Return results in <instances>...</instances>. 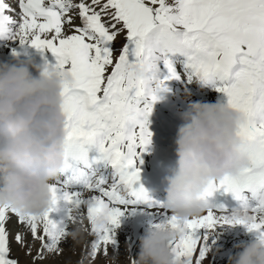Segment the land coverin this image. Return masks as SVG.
I'll return each mask as SVG.
<instances>
[{"label":"snow or ice","instance_id":"obj_1","mask_svg":"<svg viewBox=\"0 0 264 264\" xmlns=\"http://www.w3.org/2000/svg\"><path fill=\"white\" fill-rule=\"evenodd\" d=\"M121 35L125 42L117 47ZM0 42L50 52L52 66L70 77L62 90L65 166L49 185L42 216L0 207V264H19L13 244L29 264H55L81 233L91 239L79 264L98 257L117 264L121 256L135 264L128 245L121 252L116 230L137 208L182 229L169 241L173 264H205L217 226L241 225L264 240V0H0ZM135 69L146 71L138 76ZM181 70L189 82L197 77L226 95L227 106L241 115L237 136L250 167L209 183L208 207L177 223L164 202L139 185L137 161L143 163L152 142L148 125L157 94L167 91L166 81L179 80ZM93 148L98 157L90 161ZM102 162L107 175L93 167ZM221 190L252 223L209 203ZM101 216L105 224L97 229Z\"/></svg>","mask_w":264,"mask_h":264},{"label":"clouds","instance_id":"obj_2","mask_svg":"<svg viewBox=\"0 0 264 264\" xmlns=\"http://www.w3.org/2000/svg\"><path fill=\"white\" fill-rule=\"evenodd\" d=\"M143 76L146 69H135ZM70 77L47 63L14 58L0 62V207L24 215L42 216L50 204L49 185L65 166V116L62 90ZM175 166L165 178V206L182 223L208 207L203 193L209 183L236 176L250 167L237 136L239 113L219 103L194 101L180 115ZM231 218L253 222L241 208ZM105 224L96 219V227ZM182 229L159 222L139 241L135 264H173L169 241ZM77 235H80L77 232ZM228 264H264V240L257 237L237 245Z\"/></svg>","mask_w":264,"mask_h":264},{"label":"bare ground","instance_id":"obj_3","mask_svg":"<svg viewBox=\"0 0 264 264\" xmlns=\"http://www.w3.org/2000/svg\"><path fill=\"white\" fill-rule=\"evenodd\" d=\"M9 3L14 4L15 0H10ZM14 58L32 59L38 64L47 63L50 66L56 63L55 57L49 55L47 51L41 52L27 45L22 47L18 44L2 42L0 62H11ZM177 66L178 68L180 67L179 64ZM166 83L167 91L157 94L159 99L153 105L152 113L149 117L148 127L152 133L151 145L140 156V160L143 161L146 167L153 166L157 171L156 179H154L155 189L151 193V198L157 201H161L163 196L166 195L165 189L167 185L165 178L171 174V170L175 166V162L170 164L167 158L172 156L176 161L174 140L177 128L182 123L180 115L187 111L190 103L194 101L210 103L209 94L216 91L212 86L204 84L197 77H193L191 82H189L182 70L179 80L173 79L166 81ZM207 90L210 91L208 92ZM207 95L208 97H206ZM220 95L221 92H217L215 103L227 106V96L221 102ZM96 157H98L96 150L94 148L90 149V161ZM139 164L138 160L137 166ZM93 167L98 171V174L107 175L110 172V168L106 167L103 162L94 164ZM124 217L121 219L123 223L116 230V238L118 237L117 240H120L123 245H128L131 253H135L139 245L140 235L143 236L152 223L159 221L150 214V210L147 208H137L135 212L129 209ZM81 236L85 239L87 234L81 233ZM254 238H256V234L248 232L241 225L217 226L208 236L210 251L206 259L211 260L212 264L217 261H223L228 264L229 258L238 251L237 245ZM71 241L70 239L68 244ZM21 251L15 244L12 245V255L14 257L18 258ZM68 255H71L70 252L66 254V256Z\"/></svg>","mask_w":264,"mask_h":264},{"label":"rangeland","instance_id":"obj_4","mask_svg":"<svg viewBox=\"0 0 264 264\" xmlns=\"http://www.w3.org/2000/svg\"><path fill=\"white\" fill-rule=\"evenodd\" d=\"M7 1V0H6ZM8 3L10 2V0L7 1ZM74 3L79 2V0H73ZM79 19H75L74 23H76L77 25H79ZM125 42V36L121 35L118 36L117 40L115 41V44L117 47L122 46V44ZM178 67V66H177ZM213 90V89H212ZM208 92L210 90H207ZM216 96H217V91H214L212 93L209 94V100L210 103H215L216 102ZM208 97V95L206 96ZM218 99V97H217ZM125 218L124 216L121 218L123 219ZM128 222V221H125ZM123 222H121L120 224H122ZM142 236L140 235L139 238H141ZM118 238V237H117ZM90 239V237L87 235L85 237V239L83 238V236L80 235V237L76 240V241H71L69 244H66L65 247V252L64 254L55 262V264H79V259L80 256L84 250V245L85 243ZM118 242L120 243V240H118ZM121 244V252H123V244ZM139 246H137V249L135 250V253H131L134 256H137L138 252H139ZM74 249V251H73ZM71 255L66 256L67 253H69ZM112 253L111 250L109 251V258L111 257ZM13 256V255H12ZM66 256V257H63ZM14 257V256H13ZM19 260V264H29V258L25 255V253L23 251L20 252V256L18 257ZM95 264H109V261H106L104 258L102 257H98L97 261L95 262ZM117 264H127L126 260L124 259L123 256H121L120 260L117 262ZM205 264H212V261L209 259H206ZM214 264H225V262L223 261H217L214 262Z\"/></svg>","mask_w":264,"mask_h":264}]
</instances>
